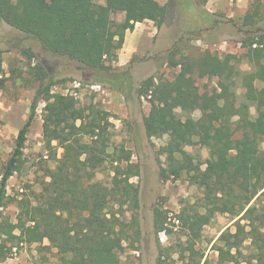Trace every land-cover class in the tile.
<instances>
[{"label": "trees", "instance_id": "16d2710c", "mask_svg": "<svg viewBox=\"0 0 264 264\" xmlns=\"http://www.w3.org/2000/svg\"><path fill=\"white\" fill-rule=\"evenodd\" d=\"M118 13L124 16L121 22L112 19ZM167 15V6L156 0H105L103 4L97 0H0V21L36 42L41 51L74 61L78 69L92 72L124 98L135 91L138 99L149 103L142 118L146 137L167 136L155 153L159 177H185L199 190L195 202L185 203L174 218L185 240L166 247L157 241L156 264H170L173 255L184 264H264V30L246 31L239 40L243 57L255 67L240 75L241 100L234 88L239 77L237 56L208 54L203 58L200 65L209 78H216L217 88L208 103L202 104L185 84L186 67L174 81H155L150 76L134 89L131 75L116 72L111 65L126 31L143 21H151L159 30ZM263 15L264 0H252L241 24L253 27ZM199 16L211 28L220 24L212 13ZM18 50L38 87L0 174V208L9 203L17 208L15 223L0 222V259L24 244L54 249L60 264H125V245L132 246L138 225V187L129 180L138 175L137 166L129 163V157L122 166L114 151L107 152L100 112L92 106H78L71 95L53 92L67 80L49 76L45 62L31 48ZM174 55L175 48L168 52L170 62ZM2 73L0 56V89L5 81ZM40 102L44 103L43 137L48 143L57 142L61 156H54L55 165L47 169L37 192L8 197L7 181L18 170ZM177 109L186 113L199 109L200 116L182 121ZM186 147L205 148L207 156L202 159ZM107 157L111 158L108 181L94 180ZM167 214L160 206L153 208L154 235L170 234ZM217 214L236 219L234 231L227 229L217 238L215 261H202L203 252L195 244ZM45 240L50 246L43 245Z\"/></svg>", "mask_w": 264, "mask_h": 264}, {"label": "rangeland", "instance_id": "374dc122", "mask_svg": "<svg viewBox=\"0 0 264 264\" xmlns=\"http://www.w3.org/2000/svg\"><path fill=\"white\" fill-rule=\"evenodd\" d=\"M160 5L167 6V17L164 24L157 30L151 21L136 23L132 31H126L123 44L116 51V60L111 63L116 72L127 71L131 75L134 89L139 83L154 76L158 79L174 81L179 73H184L185 84L200 97L202 104L208 103L214 93L216 78H209L202 66L203 58L208 54L219 57L225 54L237 56L235 63L239 71L235 90L239 100L242 99L241 74L255 71L253 63L243 57V48L239 40L246 31L264 30V15L255 26L243 27V16L247 13L252 0H156ZM103 4L105 0H97ZM209 5L213 17L220 24L215 28L200 21L199 14L207 12ZM210 13V12H209ZM208 13V14H209ZM123 14L118 13L112 19L123 21ZM264 46V40H263ZM20 47L31 48L38 58L45 62L46 72L55 80L65 79L58 84L53 92L71 95L80 107L92 106L101 113L100 127L104 128L107 138V152L114 151L117 162L125 166L136 165L138 175L130 182L138 187L139 209L138 225L133 234L132 246L127 244L122 256L125 264H156L158 243L166 247L180 244L185 240L184 232L175 219V215L185 203L193 204L199 196L196 186L186 180L162 179L159 177V163L156 159L157 149L167 142V136L148 139L145 135L142 118L149 111V103L145 98L138 99L133 95L124 98L111 90L107 83L101 82L88 70H80L72 60L41 51L40 46L19 31L0 21V51L2 60V76L5 78L4 88L0 89V174L2 167L9 158L15 144L16 136L27 120L30 105L38 87V83L27 74V60L19 53ZM175 48L172 61L168 52ZM174 61L175 64L172 62ZM40 102L36 114L27 133L23 156L18 170L9 177L6 186L8 197L31 195V191L39 190L47 169L55 165L54 156L60 158L62 150L57 142H46L42 129V109ZM182 121L190 116L197 119L200 110L181 112L177 109ZM264 147V146H263ZM189 153H200L202 159L207 156L205 148L186 147ZM111 155V154H110ZM111 158L107 157L104 166L96 171V181L106 183L111 175ZM162 207L170 218V234L153 232V208ZM1 218L15 223L17 208L9 203L0 208ZM175 218V219H174ZM236 219L227 214H217L212 222L202 229L195 247L203 252V259L216 260L213 246L219 235L225 230L234 231L232 226ZM17 234L18 231L15 230ZM1 243V238H0ZM8 246L10 243H7ZM43 245L50 246L45 240ZM54 249L39 250L37 245L14 246L0 264H60L54 255ZM170 264H184L177 255H173Z\"/></svg>", "mask_w": 264, "mask_h": 264}, {"label": "crops", "instance_id": "0c3cea01", "mask_svg": "<svg viewBox=\"0 0 264 264\" xmlns=\"http://www.w3.org/2000/svg\"><path fill=\"white\" fill-rule=\"evenodd\" d=\"M206 10L208 11V13H209V12L212 13V11H211L210 8H209V5L206 7Z\"/></svg>", "mask_w": 264, "mask_h": 264}]
</instances>
